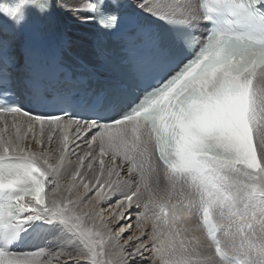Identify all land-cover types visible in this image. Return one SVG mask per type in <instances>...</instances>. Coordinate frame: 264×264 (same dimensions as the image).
I'll return each mask as SVG.
<instances>
[{
    "label": "snow or ice",
    "instance_id": "1",
    "mask_svg": "<svg viewBox=\"0 0 264 264\" xmlns=\"http://www.w3.org/2000/svg\"><path fill=\"white\" fill-rule=\"evenodd\" d=\"M125 6L76 11L116 33ZM127 7L151 41L126 42L133 83L81 97L35 74L31 100L62 115L0 103V264H264V0ZM5 66L0 41V89Z\"/></svg>",
    "mask_w": 264,
    "mask_h": 264
},
{
    "label": "bare ground",
    "instance_id": "2",
    "mask_svg": "<svg viewBox=\"0 0 264 264\" xmlns=\"http://www.w3.org/2000/svg\"><path fill=\"white\" fill-rule=\"evenodd\" d=\"M79 2L83 3L84 0H54L58 14L65 26V35L69 37L72 42H74L76 54L82 57L87 63L93 65L98 72H101L104 69L99 64L93 49V39L97 37L95 31L91 28L93 21L86 19L89 15L87 12H80L77 14V8H75L74 3L79 4ZM60 3H63L64 6L60 7ZM79 5L77 6L79 7ZM103 207L107 206L104 205ZM134 219L135 216H133V220ZM126 234L127 233H125V235ZM54 242L55 241L51 238L46 241H37L30 244L31 248L26 251L36 250L37 246L51 247Z\"/></svg>",
    "mask_w": 264,
    "mask_h": 264
},
{
    "label": "clouds",
    "instance_id": "3",
    "mask_svg": "<svg viewBox=\"0 0 264 264\" xmlns=\"http://www.w3.org/2000/svg\"><path fill=\"white\" fill-rule=\"evenodd\" d=\"M27 0H11L9 3H5L0 8L8 9L9 11L14 9H20V12L18 14V17L16 19H13L11 16H8V18L13 23H23L25 19V9H26ZM32 6H36L37 10H40V7L38 4H33Z\"/></svg>",
    "mask_w": 264,
    "mask_h": 264
},
{
    "label": "rangeland",
    "instance_id": "4",
    "mask_svg": "<svg viewBox=\"0 0 264 264\" xmlns=\"http://www.w3.org/2000/svg\"><path fill=\"white\" fill-rule=\"evenodd\" d=\"M79 4L81 5V4H82V2H79ZM79 4H77V3L75 4V3H74V5H75V8H78V6H77V5H79ZM80 5H79V6H80ZM31 251H34V250H31Z\"/></svg>",
    "mask_w": 264,
    "mask_h": 264
}]
</instances>
